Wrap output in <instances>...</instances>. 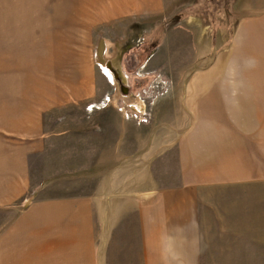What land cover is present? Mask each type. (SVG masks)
Segmentation results:
<instances>
[{
    "label": "crops",
    "instance_id": "1",
    "mask_svg": "<svg viewBox=\"0 0 264 264\" xmlns=\"http://www.w3.org/2000/svg\"><path fill=\"white\" fill-rule=\"evenodd\" d=\"M64 1L60 28L51 26L50 54L27 53L25 46L43 44L39 27L21 39L0 37V92L17 114L5 117V126L22 137L0 153V203L38 188L0 246H22L34 233L40 245L37 255L0 251V264L57 263L61 244L76 238L85 251L103 245L92 249L102 251L103 264H264V0H232L225 18L215 19L195 14L200 0ZM18 4L26 6L0 0V25L27 19ZM41 6L60 17L57 0ZM184 8L193 13L174 20ZM130 18L150 29L155 44L139 74L152 73L153 82L117 104L98 84L110 82L107 75L78 68L77 60H89L96 23ZM105 51L102 40L95 60L102 56L106 64ZM11 61L17 72L7 78ZM244 63L247 70L239 71ZM156 75L166 82L154 83ZM43 113L54 121L45 132Z\"/></svg>",
    "mask_w": 264,
    "mask_h": 264
},
{
    "label": "rangeland",
    "instance_id": "2",
    "mask_svg": "<svg viewBox=\"0 0 264 264\" xmlns=\"http://www.w3.org/2000/svg\"><path fill=\"white\" fill-rule=\"evenodd\" d=\"M61 2L62 0H57V9H58V13L60 17L58 16V14L56 15V12L54 10L51 11L50 8L44 9L43 6H41L42 4H44V0H25V4H26L25 8L20 7L19 6L20 4H18V6H14V8L19 11L17 12V14H19L22 17L25 16L26 14L27 19L22 18V19L16 20L17 23L14 26L13 25H6V26L0 25V37H3L5 40L6 39H9V40L21 39L22 37L19 35L21 32L23 33V31H26V30L33 31L39 27L42 30V33H40L41 35L40 43L41 44L43 43V44L41 46L35 45L33 48H28V46H25V48L26 50L29 49L30 52H35L39 54V56L40 54L43 56L50 54V52H48V49L51 51L52 46H53L52 44H55L56 42L53 39L51 26L53 27L56 26L55 31H57L60 28V21H61L60 18L62 16L61 15L62 6L63 4H65V1L63 0V4ZM231 2L232 0H200V4H198L200 5V11L199 10L196 11L195 14L196 15L201 14L203 17H206L207 19L208 18L215 19V17H217L216 13H218V15H223V18H225V16L227 15L226 7ZM36 6H40V7H36ZM224 8H225V11L223 12L222 10ZM189 13H193V12H190V11L188 12L187 9L184 8L182 11L175 13L173 19L183 20L188 15H190ZM53 21L55 22V26H54ZM35 23H39V25L37 24V26H34L33 24ZM134 23H135L134 18H130V20L123 21L121 23L117 22L109 26H104L100 22L96 23V26L93 32L92 33L90 32L91 42L87 45L89 48V52H90L88 53L89 60L87 59L77 60L78 68H81L84 64H86L87 67H91L90 69H94L96 73L98 72L100 73L102 71L105 75H107V77L110 79V82H106L102 80V83L98 82V84L105 86L109 90V93L111 94V97H110L111 100L114 103L117 102V104L122 103L124 100H126V98L122 97V95H124L125 92H128V94H131L132 96L138 95L142 89H145L149 84L153 82L152 73L143 74L144 76H140L139 73L142 72L140 71L141 65L146 60V57L150 54L152 46L155 43L150 44L151 35L149 33L150 29H147L148 27H145V26H143L142 28L137 27V26L135 27ZM30 24L31 26H29ZM5 29H15V31L18 33H16V35L14 36L12 35L4 36V33L2 32H4ZM153 30H154V34H152V36L154 35L156 36L160 31L159 28L157 29L154 28ZM30 35H34V34L28 33V36ZM136 38L137 39L142 38L144 41H148V42H144L142 45H137V46L133 45L131 47H126L128 43H132ZM102 40L105 43V49H106L105 54L107 56L106 64L102 56L98 57L95 60V52L96 50H98V46H100V41L102 42ZM122 50L125 51L123 52V54H121ZM27 53H28V50H27ZM27 53H26V60H27ZM120 55H121V59L119 58ZM15 62H19V61H15ZM14 64L15 63L11 61V65L8 68L10 76L5 75V77L12 78L15 72H17L16 70L17 65H14ZM105 65L110 70H114L116 68L118 72L120 71V74L118 73V76L113 77L111 71H109ZM57 67L59 68L58 65ZM103 67H105L107 71H104ZM247 68H248L247 63H244L239 68V71L243 72L247 70ZM0 69L5 70L1 68V62H0ZM50 69L52 70V68ZM38 70H40V68L35 67L34 69L35 78L39 77L38 72H37ZM42 76H43L42 77L43 79H49V76L45 73H43ZM15 77H20V76L16 74ZM50 77L52 78L53 83H54L55 82L54 77L52 76ZM1 78L2 76H0V79ZM88 78H89V82H91L92 76ZM163 78H164L163 76H157V75L154 76V83H159V84L165 83L166 80H164ZM51 88H53L52 85L49 86V90ZM42 90L44 94L46 93V91H48V89L46 88ZM34 93L38 94L35 96V98L38 96H41L40 92L36 89L34 90ZM142 94L144 97H146L150 93L143 92ZM7 95L8 93L6 92H0V153L4 149L5 150L11 149V151H13V149L15 148V144L18 143V141H20V139L22 138L21 136H19V134L16 135L15 132H13L10 129H7L8 126H5L6 124L5 117L12 118V120H14V114H15V117L17 115L15 113V109L11 108L12 100H10V102L7 103L6 101ZM32 99H34V96H32ZM8 105L10 107H5ZM12 111H14V114H12ZM85 113H86L85 110H83L82 106H80L76 116H78L79 119H81V117L83 116L86 117ZM259 113L260 115H262L261 109H259ZM51 118L53 117L47 116V113H43L41 115V122L43 124L42 132L46 131V130L44 131V127L45 125H48V124L51 125L53 129L54 121L50 122ZM63 122H64L63 127L70 128L71 122H72L70 117L68 118V120L65 119ZM77 122H80V121L75 120V123ZM74 126H77V125L74 124ZM39 135H41V133ZM35 137L39 138L40 136L37 135ZM11 153L13 152H10V154ZM33 159L34 158L31 159V163ZM0 190H3V189H0ZM37 193H38L37 187L24 189V191L19 196L14 198V201L12 200V202H9L7 204L0 203V236L3 232L7 230V228H11L12 224L14 223L15 217H17L16 213H19V214L22 213L25 210V207L28 206V203H26L25 201H28L29 199L30 202H32V197L37 195ZM22 239H24L22 246L17 247V244L13 243L12 245H8V246H3V247L0 246V251H3V253L7 255V252H4V250L6 251L9 250L13 252V251H17L18 248L23 249L25 251H27L28 249H31V252L33 251V254L37 255V251L38 249H40V245L37 244V240L39 239L38 234L34 233V235H32L31 237H25V238L22 237ZM83 245L78 244L77 238L74 239L72 242L61 244L62 251L57 252V255L58 256L60 255L57 263L55 261L47 260L46 263H43L41 261L40 264H103L102 251H99V252L92 251V249L96 247L102 248L103 245L101 244L100 245H89L91 251H85L88 246L85 244ZM53 247L54 245L51 246V248ZM48 249H49V246H48ZM51 256L52 257L55 256L53 249L51 252ZM87 256L91 257V260L87 261L86 260ZM18 257L19 256H17V258ZM10 264H39V260H30L29 262L24 260L18 263L11 261Z\"/></svg>",
    "mask_w": 264,
    "mask_h": 264
}]
</instances>
